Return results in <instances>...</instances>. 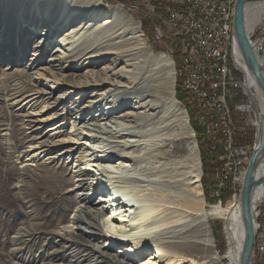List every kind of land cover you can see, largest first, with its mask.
<instances>
[{
  "label": "bare ground",
  "instance_id": "1",
  "mask_svg": "<svg viewBox=\"0 0 264 264\" xmlns=\"http://www.w3.org/2000/svg\"><path fill=\"white\" fill-rule=\"evenodd\" d=\"M33 1H24L19 11L17 4L0 2V129H14L11 144L14 149L26 142L29 144L24 151V159L19 163L20 170L13 166L8 168L16 177V183L9 185L0 175V264H240L246 241L241 189L238 196L234 195L224 206L218 203L207 206L199 184L200 158L193 146V136L189 131L185 113L174 97L171 61L161 53H153L139 23L121 6L109 7L104 0H73V5L77 7L73 10L71 7L69 13L62 12L60 16L44 18L40 12H36V1L53 5L60 0ZM235 3L236 0L226 1L225 26H232ZM28 20L35 31L36 28H43L49 44L52 38L57 37L61 44L73 45L79 32L87 29L86 23L102 29L100 40H103V44L109 43L104 47L82 43L84 47L77 46L79 51L74 58L66 56L62 59L55 55L56 52L47 55L45 42L40 41V38L34 40V36L28 35L25 26L22 28ZM76 20L79 22L75 23ZM257 20L258 12L245 3L243 26L246 37ZM234 45L232 28H226L221 65H228V61L233 60ZM27 49L32 50L29 53L30 59H27L31 64L28 68L25 66L21 70H15L16 79L13 80L14 76L5 72L10 69L8 63L14 54L21 55L22 52L23 59L20 60L24 61L28 55ZM41 57L46 59L48 65V68H44L41 79L48 84L43 87L41 84L39 89L40 80L34 81L28 72L35 70ZM62 60H66L64 65L61 64ZM36 62L37 65L33 67ZM98 64L105 66L95 71ZM82 66L92 70L79 75L75 71ZM236 66L246 76L245 91L250 99L253 98V109L255 112L256 107L258 113L254 120L257 133L253 153L264 140V94L245 68L238 51ZM181 81L183 89L187 91L188 79ZM61 91L63 92L60 96L54 99L56 93ZM75 94L77 97H74ZM116 94L125 97L121 103H117L116 99L109 100L106 104L108 107L100 108V103L108 101V96L113 97ZM85 96L89 99L82 104ZM38 99L40 107L35 108ZM67 101H72V105L77 104L75 109H79L77 118L70 123L67 132L61 129L64 123H53L42 135L43 125L55 122L64 115L66 119L72 120V109L62 114L47 113L59 107L64 111ZM20 104L22 106L17 111H25V114L20 124H14L13 121L20 116L12 109ZM92 111L99 113V119L96 124L89 126L109 140H114L109 143H115V147L122 149L121 152L114 151L117 160L113 162L107 155H84L74 165L78 168L75 176L72 175L73 171L69 175L62 167L49 166L55 164L54 161L63 155L70 159L80 147H85L79 136L85 134L90 140L87 135L92 130L85 121ZM1 114L7 116L8 123H5L6 120ZM90 119L93 120L94 115ZM101 122H105V127H102ZM106 122L114 127L106 126ZM139 123L143 124V128L144 125L149 127L151 143L156 142V150H159L158 154H153L154 151L150 152L148 149L147 155L160 163L162 169L158 173L165 174L162 177L167 178L163 181L167 190L158 192L157 197L168 205L176 203L181 209L166 206L160 212V204L135 200V196L143 199L151 194L150 191L142 190L141 186L133 187L132 184H118L115 180L105 183L95 179L93 188L95 195L101 196L99 203L92 201L87 193L86 180L83 178L86 176L83 172L90 174L99 162L113 165L112 169L118 170L122 175L123 170L135 171L138 163L143 161L142 156L137 154L138 150L135 152L133 149L142 145V142L138 144L140 137L131 131ZM25 132L29 134L24 135ZM22 134L24 139L18 140L17 136ZM31 134H34L33 137ZM45 136L47 139L41 140ZM52 137L61 139L51 142L49 139ZM66 145L70 147L58 156L47 158L50 161L48 164L41 161L54 149ZM40 161L41 164H38ZM116 162L118 166L114 165ZM79 164L83 165L82 173L79 171ZM245 171L246 169L238 180L241 188ZM234 172L237 170L229 171V179ZM154 175L149 173L144 179L122 176L126 179L133 178L135 183H149L148 179L152 182ZM157 176L161 177L159 174ZM253 178L255 181L264 178V151L260 154ZM169 187L181 189V195L175 198ZM68 193H73L74 196L65 197ZM263 195L264 181L253 187L251 205ZM149 199L150 202L154 200ZM164 212H168L164 215V220L160 223L154 222ZM209 218H220L224 221L225 247L222 253L215 248V240L208 225ZM100 220L105 230L103 236L98 230ZM156 233H159L157 244L155 242L148 245V242H153L149 238L153 235L154 239ZM102 238H105V243ZM118 246H121L118 251L122 255H112Z\"/></svg>",
  "mask_w": 264,
  "mask_h": 264
},
{
  "label": "rangeland",
  "instance_id": "2",
  "mask_svg": "<svg viewBox=\"0 0 264 264\" xmlns=\"http://www.w3.org/2000/svg\"><path fill=\"white\" fill-rule=\"evenodd\" d=\"M24 1H26V0H0V2H4L8 5L17 4L19 6L18 11L22 8L21 5ZM104 1L106 2V4L109 5V7L121 6V7H123V9L126 12L130 13L134 17V19L139 23L140 28H141L144 36H145V39H146L147 43L149 44L150 48L152 49L153 53L154 54L155 53L156 54L161 53L171 61L172 70L174 73L173 77H174V97H175V85L177 82L176 79L179 78V76H175V70H176L175 61L178 58V54L174 48V44L176 42H173L172 33L170 32L169 27L167 26V22H166V15H165L166 7H167L166 0H104ZM32 2H34V1L32 0ZM15 7H16V5H15ZM71 7H72L71 10H73L74 8L77 7V5H73V0H60L57 4L54 3L53 5H46V4L38 3V1H36V12H37V14H39V12H40L41 16H43L44 18L45 17L48 18L49 16L50 17L60 16L62 12H64L65 14L69 13ZM152 7H154L153 10H152ZM25 9H27V7ZM47 13H48V15H47ZM23 14L24 13L22 12V15ZM85 21H88V20L85 19ZM39 22H40V17H38V24H39ZM78 22H79V20H76L75 23H78ZM34 24L36 26L37 21L34 22ZM86 24H87V29L84 28L83 30H81L79 32V34L75 37V40H77V41L71 46H65V45L61 44L60 38L57 39V37L52 38L50 40L51 42L49 44L45 33L42 31L43 28H40V29L36 28V31H35L34 26H32V24H29V20L27 23L22 25V28L25 26L24 28L27 30L28 35L34 36V40L37 41V39L40 38V41L45 42V46H46L45 48H46V54L47 55H52L53 53L56 52L55 55L60 56L63 59L66 56H70V58H74L75 56H77L78 51H79L78 48L84 47V45L82 43L87 42L88 43L87 45H90V44L94 45V46L96 45L95 47H98L99 45H100L99 47H104L107 45V43H109V42H107V43L103 44V40H100V38H101L100 34H102V32H103L102 29H97V28H95V26H92L90 23H86ZM156 27H159L161 29V31L163 32V37L161 39L155 38V28ZM99 31H100V33H99ZM98 41H99V43H98ZM101 41H102V43H101ZM0 44H1V41H0ZM97 44H99V45H97ZM77 46H79V47L77 48ZM26 52L28 53V55L26 56V58H24V61L20 60V59H23L21 56L23 54V52L21 53V55L14 54L12 60L10 62L8 61L9 62L8 65H9L10 69H8L5 72L8 73L10 76L11 75L14 76L15 70H21V68H25V66H27V68H28L29 67L28 65L31 64V62L27 61V59L28 60L30 59L31 56H29V53L31 54L32 50L27 49ZM156 57H159V56H156ZM46 59H48V56ZM46 59L44 57H41L39 59V64L37 65V62H36V64L33 66V67H35L37 65L35 70H32V71L30 70L28 72V73H30V75H32V79L34 81H35V79L40 80V86L38 85L39 89L41 88V84H42V87L44 84H48L43 79H41V75L44 73V68H48V65L46 64ZM65 61L66 60H62L61 64L64 65L66 63ZM95 61L97 62L98 59H96ZM104 66L105 65H103V64H98V66H96V68L94 70L95 71L101 70ZM3 67H4V65H3ZM76 68H78L77 65H76ZM89 70H92V68H90V67L84 68V66H82L81 69H78L75 72L79 75H83V74H86V72H88ZM33 73H36V74H33ZM68 73H73V72H68ZM12 78H10V79H12ZM15 79H16V77L14 76L13 80H15ZM116 80H119V79H116ZM181 84H182V82H181ZM0 87H1V83H0ZM182 91L186 92L183 89V86H182ZM62 92L63 91L57 92L54 99H56L58 97V95L60 96V93H62ZM74 97H77V94H75ZM108 97H109L108 101H103L102 103H100L101 104L100 108L108 107V105L106 106V104L109 102V100L116 99V100H118L117 103H119V102L121 103V100H124V98H125L124 96H122V95L118 96L117 94H116V96H113V97L108 96ZM241 98H242L241 92L238 91L236 96H234L233 98L227 99L228 106L233 110V107L236 105L237 102H243L242 101L243 99H241ZM88 99H89V97L85 96L84 99L82 100V104H84V101L88 100ZM175 99H176V97H175ZM190 100H191V97H190ZM176 101L178 102L179 107L184 111L185 110L184 106L177 99H176ZM78 102H80V100H78ZM3 103H5V102H2V104ZM39 103H40V99L37 100V106H35V108L40 107V106H38ZM72 104H73L72 101L71 102L67 101L64 104V111H62L61 107H59L57 109H54L52 111L50 110L49 112H47L48 114L55 115V113L56 114H62V113L69 111V109H72V110H74V115H73L72 120L66 119V117L64 115L55 122H51V123H47L46 125H43L42 129H41L42 135L44 133H46V131L48 129H50V127H52L53 123H58L59 125L60 124L62 125L64 123L61 126V129L65 130L67 132V130L70 126V123L73 122L75 120V118H77V114H79V109H77V108L75 109V106L77 104H75V105H72ZM21 106H22L21 104L15 106L12 109V111L16 112L17 110H19V107H21ZM194 106H195V104H194ZM28 108L29 107H26V110L30 111V110H28ZM195 108H196V106H195ZM196 110L199 113L198 118H197V122H196V129L198 130V133L190 125V119H189V115L187 112H186L185 116H186L188 125L191 129L193 139L195 140V145H193V146L196 148L198 157L201 159L198 139L202 140L201 142L203 143V145H205V147H207V146L217 147L218 145H223V142L221 140V137L217 133H207L206 130L203 129L202 125H200V117H201L202 113L197 108H196ZM47 113H45V114H47ZM17 114L20 117H18V119H15L13 121L14 124H18V123L20 124L22 122V118H23L22 116L25 114V111H17ZM92 115H94L93 120L90 119ZM98 115H99V113L95 114L92 111L91 114L86 118L85 122H88L87 123L88 127L92 130V132L89 133V135H87V136H90V137H88V138H90V140L85 137V134H82L83 136L82 135L79 136L80 141L85 143L84 144L85 147H83V146H82V148L80 147L70 159H67L66 158L67 156L63 155L62 157H59V159L54 161L55 164H50L49 166H52L55 168L56 167H62L66 170V173L69 175H71L70 171H73L72 175L75 176V175H77L76 171L78 168L74 165L76 163L78 164L80 157H82L84 155H88L90 157H94L95 155H99V156H102V155L106 156L107 155V157H110V159L113 162H115L117 160V156L115 157V152L120 151L122 149L119 147H115L117 145L115 143H109V142L114 141V140H109L106 136H104L103 134H100L99 132L94 131L95 129L92 128L91 126H89V125H93V124L97 123V121L99 119V118H97ZM1 116L3 117L4 120H6L5 123L9 122L7 116H5L3 114H1ZM237 116L242 121V123H241V125L236 126L234 124L233 116H232L233 126L235 129V131H234V143L237 146H241V147L251 146L253 144V141H254V135L256 133V130L246 126V122H245L246 117H242L239 113H237ZM65 122H67V124H65ZM104 123L105 122H101L102 127H105ZM76 124H77V122H76ZM139 125H136V128L134 127L131 131L134 132V135L140 137V138H138V140L140 142L138 144H141V142H142V145H140L139 147L133 148V149H135V152H137V150H138L137 154L142 156V159H143V161L141 162L142 164L138 163L136 170L132 171V172L131 171L126 172L125 170H123L122 175L139 177L141 179H144L146 177V175H148L149 173H151V174L153 173L155 175L152 176L153 178L152 177L151 178L154 180L151 182L150 181L151 179H148L149 183L145 182V181L139 183L136 181V183L138 184L137 185L135 183V181H132L133 178L131 179L129 177L126 179L125 177H123L118 172V170L112 169L111 166H113V165H108V164H105L104 162H99L98 165L96 164V167L92 168V172L89 174V172H87V171L83 172V169L81 168L83 165L79 164L80 165L79 171L81 173L83 172L84 175L86 176L83 178L86 180L87 193L89 196H91L92 201L99 203V202H101L100 201L101 196L95 195L96 192L93 188V184L95 183V181L98 179L100 181L102 180L101 182L109 183L110 181L115 180L114 182H118V184L120 182H121L120 184L126 183L125 185L130 184V186H132V185H133V187L137 186V188H140L139 186H141V189L143 188L142 190L146 189L147 192L150 191L149 193H151V194L147 195L148 197L146 196L142 199V198L135 196V200L136 199H138V201L139 200L140 201L145 200L150 204H153L155 202L156 204L154 203V205L160 204V207H161L160 212H162L163 211L162 209H165L166 206L169 208L181 209L180 206H176V203H172V204L168 205L167 203L162 202L161 198L157 197L158 192L162 193L163 191L167 190V188L165 187V183L163 182L167 178L162 177V176H165V174L158 173V171H161V169H162L160 163H157L156 159L155 160H154V158L151 159L150 155H147L149 151L150 152L154 151L153 154H158L157 151H159V150H156L157 149L156 142L153 141L151 143L152 139H151L150 134H149L150 131H148L149 127L147 125H144V128H143L142 123L141 124L139 123ZM141 125H142V128H141ZM106 126H111L112 128L114 127L109 122H106ZM4 128L5 127H3V129ZM3 129H0V143H1V146H0V164H1L0 169H1V171L2 170H4V171H2L3 173L0 172V175L3 179L6 180V183L8 182L7 184L11 185V184L16 183V179H15L16 177L8 171V168H9V166H13L15 169L17 168L16 170H20V168H19L20 164L19 163L24 159L23 158V156L25 155L24 151L27 149V146L29 144H27L28 142H26L23 146H19L17 149H14V147L11 146V144L13 143L12 137L15 134L13 131L14 129H12V128H10L9 130H3ZM54 132H51V133H54ZM28 134H29V132L24 133V135H28ZM33 135L34 134H31L32 137H33ZM59 136H62V135H59ZM17 137H18V140L24 139L23 134L19 135ZM44 139H47V136L43 137V139H41V140H44ZM57 139H61V137L60 138L52 137V139H49V141L54 142ZM27 140H29V138H27ZM106 140H108V142ZM149 142H150V144H149ZM68 147H70V146L66 145L65 147H61L60 149H54L48 155L44 156V158L41 161H44L46 164H48L50 162L47 159L48 157L58 156L59 153H61L64 149H66ZM83 149H85V150H83ZM148 149H149V151H148ZM150 149H152V150H150ZM131 151L132 150H130V152ZM146 151H148V152H146ZM155 151H156V153H155ZM126 152H129V150ZM224 153H225V151L223 152V155H224ZM134 154L136 155V153H134ZM145 154H146V156H145ZM147 156L149 157V159ZM222 156H220L219 160H218L219 167L215 170H212V172L209 171L206 175H204V171L202 168V162L199 159L200 160V166H201V178L200 179L204 178L208 184L207 191H206V197H205V199H206L205 201H206L207 206H212L213 204H216V203L220 204V202L225 204L234 195L238 196L239 191L241 189V185H240L239 181L237 182V172H235L231 176V180H230V182L232 184V191L234 192L232 197H230L229 199H226L225 201L223 199H221V190H224L225 185H226V184H224V186L221 187L220 189L218 187L219 182H220L219 181V175H220V169H221V164H222V161H221ZM41 161L38 164H41ZM118 162H116V164H114V165L118 166ZM208 163L211 164V161L208 160ZM156 164H159V165L157 166ZM153 166H154V169H153ZM140 168H142V169H140ZM150 168H152V170ZM155 169H156V171H155ZM147 170L148 171L151 170V172H148ZM153 170H154V172H153ZM158 174H159V177L161 176L160 178H158V176H157ZM155 176H157V177H155ZM77 178H80V177H77ZM199 184H200V187H201L202 192H203L202 182L200 181ZM169 191L173 194L174 197L180 196L181 192H182L181 189H178L176 187H174V188L169 187ZM69 196H74V195H73V193H72V195L70 193L65 195V197H69ZM148 199L149 200L154 199V200H151V202H152L151 203L150 201H148ZM176 200H178V199H176ZM157 202H158V204H157ZM224 204H223V206H224ZM100 206L103 207V204H100ZM167 213L168 212H164L162 214L160 213L154 222L160 223V221L164 220V215ZM210 223H211V225H210ZM223 223H224V221L220 218H209L208 219V225L211 227L212 235H213V238H214L215 243H216L215 248L218 252L221 251V253L225 247ZM99 225H100V228L98 227L99 228L98 229L99 234L101 236H103L105 233V230H104V226H103V223L101 220H100ZM152 237H153V235L151 236V238H149V241H153V242L147 241L148 243H150L148 245H152L151 243L154 244L155 242H156L155 244H157V242H158L157 237H159V233L154 234V239ZM102 242L105 243V238L104 239L102 238ZM121 242L123 243L122 240H121ZM139 244H140V242L138 243V245ZM119 248H121V246H118V248L115 249V251L112 253V255L115 256L118 254L121 256L122 254H120V251H118ZM253 249H254V246H253ZM126 257L128 258V256H126Z\"/></svg>",
  "mask_w": 264,
  "mask_h": 264
},
{
  "label": "built area",
  "instance_id": "3",
  "mask_svg": "<svg viewBox=\"0 0 264 264\" xmlns=\"http://www.w3.org/2000/svg\"><path fill=\"white\" fill-rule=\"evenodd\" d=\"M227 0H166V22L173 42H182L183 51L175 70V76L188 79L187 93L202 113L200 125L207 133H217L224 144L221 157L219 189L229 181V171L237 170V182L252 155L256 133L251 146L241 147L234 143L232 109L227 104L240 91L243 102L233 107L236 113L246 117V126L255 129L253 103L245 91L244 74L237 68V49H233L230 65H221L224 53L223 36L226 28L224 11ZM250 8L258 12V20L247 39L258 67L264 77V0H246ZM154 7H152L153 10ZM163 32L155 28V38ZM238 73V74H236ZM257 233L250 264H264V195L253 205Z\"/></svg>",
  "mask_w": 264,
  "mask_h": 264
},
{
  "label": "water",
  "instance_id": "4",
  "mask_svg": "<svg viewBox=\"0 0 264 264\" xmlns=\"http://www.w3.org/2000/svg\"><path fill=\"white\" fill-rule=\"evenodd\" d=\"M245 3L246 0H236L233 19H232V33H233L236 49L240 53L241 58L243 59L245 68L252 74L253 78L256 81V84L264 94V77L261 74V71L258 67V63L256 60V56L252 48L250 47L248 39L244 32L243 9ZM244 77L246 79L245 74ZM251 102L253 103V105L255 104L253 98L251 99ZM184 113L186 114V111ZM257 114H258L257 109L255 107V117ZM189 131L191 132L190 127H189ZM192 140H193L192 141L193 145H195V140L193 138ZM263 151H264V140L262 144L259 146V148L255 149L251 155L250 161L246 167L245 178L240 191L241 209L243 213V218L245 222V231H246V241L241 254L240 264H250L251 254L253 251V246L257 233V222L253 211V205H251L250 202V195L253 187L256 185H260L264 181V178L260 181H255L253 178L255 169L260 160V154Z\"/></svg>",
  "mask_w": 264,
  "mask_h": 264
},
{
  "label": "trees",
  "instance_id": "5",
  "mask_svg": "<svg viewBox=\"0 0 264 264\" xmlns=\"http://www.w3.org/2000/svg\"><path fill=\"white\" fill-rule=\"evenodd\" d=\"M182 45L183 44L181 41H178L174 44V48L178 54V58L175 61V68L176 69L178 68V62H179V59H180L182 51H183ZM228 65H230V61H228ZM236 74H238V73H236ZM176 81L177 82L175 85V97L184 106L186 112L189 115L190 125L198 133V130L196 129V122H197V118H198L199 113L196 110L194 104L191 102L190 95L187 92L182 91V84H181L182 81L181 80L179 81V78H177ZM232 116H233L234 124L236 126L241 125L242 121L237 116V113L233 110H232ZM201 141H202L201 139H198L199 151H200V157H201L200 160L202 162V168L204 171V175H206L209 171L212 172V170H215L219 167L218 160H219V157L223 155L224 144L218 145L217 147H213V146L212 147L211 146L205 147V145H203V143ZM208 160L211 161V164L208 163ZM230 180H231V177H230L229 181L226 183L224 190H221V199H223L224 201L226 199H229L230 197H232V195L234 193L232 191V184H231ZM200 181L202 182V187H203V192H204L203 196L205 198L208 184L204 178L200 179ZM220 204L223 205L224 203L220 202ZM210 225H211V223H210Z\"/></svg>",
  "mask_w": 264,
  "mask_h": 264
}]
</instances>
